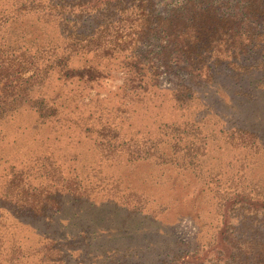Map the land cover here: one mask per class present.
Returning a JSON list of instances; mask_svg holds the SVG:
<instances>
[{"label": "rangeland", "instance_id": "rangeland-1", "mask_svg": "<svg viewBox=\"0 0 264 264\" xmlns=\"http://www.w3.org/2000/svg\"><path fill=\"white\" fill-rule=\"evenodd\" d=\"M22 1L0 0V63L30 51L42 65L70 54V68L54 61L32 88L26 71L0 78V264H163L181 255L214 264L232 249L226 230L264 241L262 48L217 51L208 81L181 71L193 95L180 99L160 58L140 74L129 62L141 52L70 49L114 21L116 8L19 10ZM154 1L161 13L175 2Z\"/></svg>", "mask_w": 264, "mask_h": 264}, {"label": "trees", "instance_id": "trees-1", "mask_svg": "<svg viewBox=\"0 0 264 264\" xmlns=\"http://www.w3.org/2000/svg\"><path fill=\"white\" fill-rule=\"evenodd\" d=\"M154 2V0H23L18 8L19 10L50 8L73 14L116 8L117 17L114 21L103 24L90 34L77 35L68 44L70 49L76 50L77 54L93 53L103 58H111L125 51L141 52L140 58L129 62L140 74L154 65L159 68L154 60L160 58L162 60L160 66L164 65L166 70L178 78L176 95L180 99L193 95L192 85L186 81L181 71L190 75L188 80L208 81L215 75L216 59L219 61L220 57L219 54H215L217 51L232 49L233 53L239 54L256 47L264 50V0H175L169 5L166 13L159 12L154 7ZM147 43L152 46L142 50L141 44ZM69 57L70 54L63 55L42 65L41 57L30 51L11 54L0 63V78L12 75L13 79H16L26 71L32 88L42 83L56 60L62 65V69L65 68L66 74H69ZM88 70L93 72L90 76L96 75L94 69ZM6 88L12 94L9 88L13 89V86L4 84L3 89ZM4 110L5 106L2 108V111ZM244 131L248 133L245 139L253 143L255 134L248 130ZM249 204L251 203L243 201L241 209L248 208ZM223 238L234 247L230 249V246L224 243L230 253L224 259L210 258L209 260H214V264L222 261V264H264V241L257 238L240 241L229 230L223 232ZM181 256L163 264H184L185 258L182 261ZM193 263L207 264L200 259Z\"/></svg>", "mask_w": 264, "mask_h": 264}]
</instances>
